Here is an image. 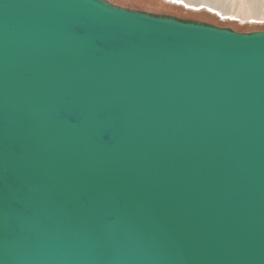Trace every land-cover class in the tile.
<instances>
[{"label": "water", "instance_id": "water-1", "mask_svg": "<svg viewBox=\"0 0 264 264\" xmlns=\"http://www.w3.org/2000/svg\"><path fill=\"white\" fill-rule=\"evenodd\" d=\"M0 264H264V32L0 0Z\"/></svg>", "mask_w": 264, "mask_h": 264}, {"label": "rangeland", "instance_id": "rangeland-1", "mask_svg": "<svg viewBox=\"0 0 264 264\" xmlns=\"http://www.w3.org/2000/svg\"><path fill=\"white\" fill-rule=\"evenodd\" d=\"M104 1L132 11L200 22L241 34L264 32V0H258L256 11H253L254 8L249 0H190L196 2L194 7L166 0ZM207 6L218 8L220 12H212Z\"/></svg>", "mask_w": 264, "mask_h": 264}, {"label": "bare ground", "instance_id": "bare-ground-1", "mask_svg": "<svg viewBox=\"0 0 264 264\" xmlns=\"http://www.w3.org/2000/svg\"><path fill=\"white\" fill-rule=\"evenodd\" d=\"M166 1H168V2H172V3H174L173 2V0H166ZM257 2H258V0H249V3H251V5L253 6V11H256L257 10ZM196 3V2H195ZM195 3L194 2H192V1H190V0H177V2H175V4H184L185 6H187V7H190V6H192V7H194V6H196L195 5ZM203 6V5H202ZM212 12H214V11H216V12H220V11H218L217 9H214V7L213 6H207ZM221 14H223V13H221ZM223 15H225V14H223Z\"/></svg>", "mask_w": 264, "mask_h": 264}, {"label": "snow or ice", "instance_id": "snow-or-ice-1", "mask_svg": "<svg viewBox=\"0 0 264 264\" xmlns=\"http://www.w3.org/2000/svg\"><path fill=\"white\" fill-rule=\"evenodd\" d=\"M173 2L175 3V2H177V0H173Z\"/></svg>", "mask_w": 264, "mask_h": 264}]
</instances>
